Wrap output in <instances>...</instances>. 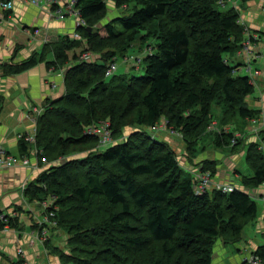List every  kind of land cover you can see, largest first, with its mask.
Segmentation results:
<instances>
[{"label":"trees","instance_id":"obj_1","mask_svg":"<svg viewBox=\"0 0 264 264\" xmlns=\"http://www.w3.org/2000/svg\"><path fill=\"white\" fill-rule=\"evenodd\" d=\"M109 1L129 13L101 29ZM223 1L232 6L230 0H78L87 24L77 29L82 39L65 35L20 63L0 65V74L20 73L53 53L48 66L64 70L66 91L45 105L36 146L40 160L66 158L50 163L24 193L54 200L49 211L72 247H55L65 264H212L216 242L239 240L246 224L257 218L254 192L264 186V151L257 141L246 150L253 173L242 174L243 187L231 192L214 188L197 194L196 179L184 175L177 151L139 129L105 149L67 158L74 147L97 140L85 129L101 120L109 119L111 129L122 135L127 127L149 129L166 118L192 149L211 123L215 102L233 116H256L247 103L254 83L228 58L244 47L247 28L239 9H224ZM136 41L142 49L151 48L132 63L143 64L145 74L106 75L119 56L131 60ZM82 45L72 62L70 51ZM84 53L89 59L80 58ZM216 143L228 141L217 134ZM31 146L22 140L21 152ZM6 216L0 227L15 221ZM255 254L264 263V245Z\"/></svg>","mask_w":264,"mask_h":264},{"label":"crops","instance_id":"obj_2","mask_svg":"<svg viewBox=\"0 0 264 264\" xmlns=\"http://www.w3.org/2000/svg\"><path fill=\"white\" fill-rule=\"evenodd\" d=\"M12 1L14 5L10 9L2 7L0 3V65L20 63L34 53H40L47 41L65 35L73 37L76 31L75 18H59L51 9L36 5L32 0ZM236 6H239L240 13L245 12L241 13V18L251 19V36L252 32L256 36L252 42L254 48H260L264 45V20L261 19L264 16V1L237 0ZM258 18L260 21H256ZM234 55L238 56L236 63L228 57L232 64L243 63L241 56L237 53ZM53 59L54 55L50 53L46 60L23 72L0 74V148L17 157L28 155L31 161L30 165L19 163L0 169V214L15 217L12 224L0 227V264H17L20 259L26 264H63L53 248L61 245L59 242L64 241V235L43 221L46 218L43 201L26 197L23 190V185L29 186L47 165L40 160L33 145L23 154L20 149L22 139L19 137L20 134L33 131L32 112L35 108H44L48 101L65 93L64 70L57 71L48 66V61ZM252 68L256 74L252 77L255 91L251 97L258 98L262 95L261 90L264 92L261 88L264 87V54L259 55L258 52L253 56ZM261 69L263 72L259 71ZM254 108L264 110L259 102ZM36 164L37 168L33 167ZM221 179L238 182L239 174L230 172ZM256 190L254 193L258 204L259 201L263 203L256 220L245 226L244 237L241 236L239 240H218L214 246L212 264H246L249 256L264 245V186ZM45 226L50 229L51 241L44 244L36 238V234ZM19 248L23 249L22 255L18 253Z\"/></svg>","mask_w":264,"mask_h":264},{"label":"rangeland","instance_id":"obj_3","mask_svg":"<svg viewBox=\"0 0 264 264\" xmlns=\"http://www.w3.org/2000/svg\"><path fill=\"white\" fill-rule=\"evenodd\" d=\"M231 4L232 6H234L236 4V0H232ZM232 6L230 5V6H226L223 8L227 9ZM109 7H110V12L108 16L102 21L100 25L101 29L113 17L120 15V14L124 15V14L129 13V11H127L128 9H126V11L122 9L117 10L112 1H109ZM235 8L239 9V6H235ZM262 10L264 13V6L262 7ZM242 19H243V25H245L246 28L249 29V31L247 30L248 35L251 34L250 32L251 19L249 20L248 17L246 18L247 20H244L243 17ZM261 19L264 20V16H262ZM244 21H247V22H244ZM256 21H260L259 18ZM102 32L105 34L104 31ZM249 38L247 41L244 42L245 47L240 48L237 52L231 53L232 55L229 54L228 57L230 58V60H232V62L236 63L238 56L234 54L237 53L239 56H241V58L243 59V63L241 64L239 63L236 65H239V71H241V73L243 72V74L249 75L252 80V77H254L255 76L254 74H256L255 71L253 72V68H252L253 56L257 55L258 52H259V55L264 54V52H261V50L264 51V45H261L260 48L259 46L254 48V44L252 40L256 39V36L253 32H252V38L251 37ZM154 40L155 39H153L152 41ZM140 45H141L140 41H136L133 44V47L129 51V55L131 56V60H129V62H127L125 59H122L121 56L117 58L116 63L120 69L119 68L117 69V71L115 72L116 75L127 73L128 75H140L141 76L145 74V67L143 66V64L140 65L139 68L133 67L134 65L132 64L134 63L133 60L136 57H139V56L144 57V54L148 52V50H151L150 47L147 49L146 48L142 49ZM82 50H83V45L72 49L70 51V54L71 52H73L72 56H74L75 51L76 53L77 51L81 53ZM100 55L96 54L95 57H98V56L100 57ZM54 69L57 71H62V69H57V68H54ZM259 71L263 72L262 69ZM64 86H65V82H64ZM261 88L264 89L263 86ZM261 94L262 95L264 94L262 90H261ZM262 95L258 96V98L251 97L252 95L248 96L247 97L248 105L252 107L253 109H256L254 108V106L258 102L264 106V96ZM47 103L49 104V101ZM212 113L214 114V116L211 120V123L209 124L207 128V131H205L202 137L199 138L198 142L192 146V149H190V147L186 144L183 138V135L177 130H175L173 127L168 125L166 118H162L157 123L156 126L149 128V129L146 128L145 126H138V128L127 127L123 131L122 135L116 134L115 131L112 129L111 136L114 139V141H116L118 137L130 136L132 131H134V129L142 130L145 132V135H147L152 141L167 143L169 146H171L174 150L177 151L178 158L181 161L180 164L184 168V175L189 176L190 174H192V177H195V175L197 177H200V176L203 177V172H205L204 174H208L207 176L209 179V184L211 185L210 190L214 189V187L217 185H221L225 183L232 184L235 186L241 185L243 187V185L240 182L242 174L251 175V174H248L249 171L253 173V171L248 167V164L246 162V150L248 146L252 142L257 141L260 143L262 150L264 151V110L256 109L255 117L244 119V118H240L239 116L231 115V113L227 111L226 107L215 102L214 104H212ZM40 115L41 113L39 112H32V117H34L33 118L34 127L37 125V123H35L34 121H37ZM260 119L262 122L260 121ZM100 122L101 123L109 122L110 125H112L109 119L101 120ZM229 131H232L234 133L233 134L234 136H229L228 135ZM217 134H221L222 136L224 135V137H226L228 141V144L218 146L216 143ZM96 137H97V140L94 141L92 144L78 145L77 147H74L72 149L73 153H70L69 155H67V158L85 157L88 154H90V152L94 148H95L94 150L105 149L104 147H102L100 137L99 136H96ZM234 139H236L235 142H234ZM65 158L66 157L60 156L58 159L57 158L54 159V156H51L50 159L48 158L49 160L47 161L45 158H42V161L45 163L44 165L49 166L50 163L59 164L62 161H64ZM202 167L204 168L206 167L207 169H204V168L202 169ZM230 172L232 174H239L238 182L236 180H222L221 179L223 175L230 174ZM42 201H43L42 204L46 212V218H44L45 220L43 221H46V223L48 222L50 226L53 227L54 231L58 230L59 232L57 233L59 234L61 233L64 235V239H63L64 241H62L61 243L59 242V245L60 244L61 245L58 247L60 249H64L67 251L72 250V247L69 245V242H68V238H67L68 234H66L64 230H61L60 227H58L57 220L55 219L54 215L51 214L49 211L48 206L52 207L54 205V200L52 199V197H49ZM262 207H263V203L259 201V213H260V208ZM254 220L256 219L249 221L247 224L254 222ZM249 233H250V230H249ZM38 235H41L43 239L42 242L44 244L47 243L48 241H51V239L49 238L50 229H48V227L46 226L42 227L41 230L36 234V238L38 237ZM241 236L244 237V230ZM220 240H223V238ZM79 246L84 247V248L86 247L85 244L83 243ZM53 251L55 252V247L53 248ZM80 254L82 255V253ZM96 258L100 259V256L98 255L96 256ZM61 262L65 264L62 261V259H61ZM97 263L100 264L99 261H97Z\"/></svg>","mask_w":264,"mask_h":264},{"label":"built area","instance_id":"obj_4","mask_svg":"<svg viewBox=\"0 0 264 264\" xmlns=\"http://www.w3.org/2000/svg\"><path fill=\"white\" fill-rule=\"evenodd\" d=\"M231 1L232 0H230V2ZM32 2L36 5H44L45 7H48L59 18H64L66 16H70V17L75 18V20H76V31L73 35V38L82 39V36L77 29L79 26L86 27L87 24H86V21L82 18L81 11L77 7L78 0H32ZM0 3L2 5V7L6 8V9H10L14 5V2L12 0H1ZM220 3L223 7H226V5H227L225 1L220 2ZM235 6H236V4L234 5V7ZM241 23L243 24V19H242ZM249 37L252 38L251 34H249ZM244 47H245V44H244ZM90 56H91L90 53H84L80 56V58L81 59H89ZM118 68L119 67H118L116 61L110 63L107 70H106V75L114 74ZM43 110L44 109H42V108H35V110L33 112L42 113ZM34 122L37 123V121H34ZM111 131H112V129H111V125L109 122L94 123V124L89 125L85 129L86 134L93 135V136H99L100 140H101L102 147H104V148H107L116 142V141H114V139L111 136ZM19 137H20V139L25 140L28 143L35 146L36 152L39 153V149L36 146V143H37V125L33 128V131L31 133L20 134ZM235 141H236V139H234V142ZM19 163H21L23 165H30L31 164L30 157L28 155H25L23 157H17V156L10 154V153H7L2 148H0V169L6 168V167H11V166L17 165ZM33 167L37 168V164L34 165ZM204 173L205 172H203V177L202 176L197 177L196 175L194 177L196 179L195 191L197 194H203V193L207 192L208 190H210L211 185L209 184V179L207 176L208 174H204ZM27 188H28L27 185H23L24 192ZM214 188L217 190L223 191V192H231L235 188H237V186L225 183V184L217 185ZM48 208L50 209L51 206L50 207L48 206ZM51 214H53V213L51 212ZM0 219L4 220L5 222L8 221L6 214H0ZM37 238L40 241L43 240L41 235H38ZM18 253L20 255H22L23 249L19 248ZM21 260L22 259H20L19 261H21ZM21 264H26V262L24 260H22ZM246 264H264V263H263L262 259L257 254L253 253L246 260Z\"/></svg>","mask_w":264,"mask_h":264},{"label":"water","instance_id":"obj_5","mask_svg":"<svg viewBox=\"0 0 264 264\" xmlns=\"http://www.w3.org/2000/svg\"><path fill=\"white\" fill-rule=\"evenodd\" d=\"M87 29H88L89 31H95V30H96L95 27H91V26H88Z\"/></svg>","mask_w":264,"mask_h":264}]
</instances>
